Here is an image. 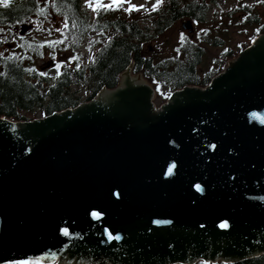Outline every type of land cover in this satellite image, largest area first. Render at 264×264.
<instances>
[{
  "label": "water",
  "instance_id": "1",
  "mask_svg": "<svg viewBox=\"0 0 264 264\" xmlns=\"http://www.w3.org/2000/svg\"><path fill=\"white\" fill-rule=\"evenodd\" d=\"M131 69L75 108L0 118V264L264 255V34L158 108Z\"/></svg>",
  "mask_w": 264,
  "mask_h": 264
},
{
  "label": "trees",
  "instance_id": "2",
  "mask_svg": "<svg viewBox=\"0 0 264 264\" xmlns=\"http://www.w3.org/2000/svg\"><path fill=\"white\" fill-rule=\"evenodd\" d=\"M112 2L98 11L84 0H10L8 8L0 6V118L32 121L75 108L83 96L90 101L101 89L117 87L131 64L132 75L141 74L155 98L164 101L183 87H206L229 60L264 34V14L239 2L227 15L246 39L236 47L227 45L226 27L218 34L205 29L196 41L180 30L176 43L169 44L156 39H168L180 21L205 26L215 0H161L154 11L138 10L140 16L134 10L123 13L124 3L109 10ZM23 27L27 31L22 34ZM89 30L97 36L84 43ZM152 40L156 44L149 48ZM214 48L219 53L209 60L207 51ZM82 52L89 55L87 63ZM162 90L167 91L163 97ZM239 264H264V255Z\"/></svg>",
  "mask_w": 264,
  "mask_h": 264
},
{
  "label": "rangeland",
  "instance_id": "3",
  "mask_svg": "<svg viewBox=\"0 0 264 264\" xmlns=\"http://www.w3.org/2000/svg\"><path fill=\"white\" fill-rule=\"evenodd\" d=\"M109 1L110 0H99V3L100 5H105ZM239 2H243L247 5H254L255 11L257 12V14L261 16L264 14V5H262L264 4V0H215V3L210 6L209 12L207 14L205 26L204 25L193 26L192 32L190 33L187 30H184L181 25L183 22L185 23V21H180L176 27H174L171 31L168 32V39L164 38L163 36V37H159L156 40L161 41V42L163 40L164 41L167 40L169 44H174L176 43L177 36L179 34V31L181 30L192 41H196L197 40L196 35L198 36L201 35L205 31V29H209L212 34H218L217 32L220 29H223L224 27H226L227 30H226L224 38L227 42V45H230L231 47H236L239 43H241L242 41H245L246 39H244L242 34L239 32L240 31L239 27L231 26L233 23V20L228 19L227 15L229 11H231L238 5ZM123 3H124V6L122 7L123 13H125L124 11H126L129 8V4L135 5L136 8H138L139 10L145 8L147 11H151L153 9V0H124ZM84 4L88 5V7L91 8L93 5L97 4V0H84ZM89 5H92V6L90 7ZM134 12L136 13L135 15L140 16L138 14V10H134ZM92 13L93 12H91V15ZM26 31H27V28L23 27L21 33L23 34ZM96 36H97V33H95L92 30H89L87 34V38L84 39L83 42L85 43L86 40L92 39ZM45 40L46 38L44 37L40 39V41L42 42H44ZM152 42L153 43L149 44V48H152L156 44L155 40H152ZM219 50L220 48H214V49H210L209 51H207L208 59L210 60L212 56H217L219 53ZM239 52H241V50ZM88 60H89V55L86 52H82V61L87 63ZM165 93H167L166 90L161 91L162 97ZM84 99H85V96L82 97V101H85ZM153 103L155 107L158 108L164 103H166V100L161 101L159 98H154ZM39 118L41 117L37 115L35 119H39Z\"/></svg>",
  "mask_w": 264,
  "mask_h": 264
},
{
  "label": "snow or ice",
  "instance_id": "4",
  "mask_svg": "<svg viewBox=\"0 0 264 264\" xmlns=\"http://www.w3.org/2000/svg\"><path fill=\"white\" fill-rule=\"evenodd\" d=\"M124 0H113V2L109 5H107L106 7L109 10H115L116 7H119L123 4ZM161 0H157V3L153 5V11L156 10V8L159 7ZM10 4V0H0V6L4 7V8H8ZM90 7L92 5H89ZM100 3L99 0H97V4L93 7V11H98L100 8ZM129 12L133 11V10H139L138 8H136L135 5H131L129 4V8L127 9ZM43 14V13H41ZM185 38L183 37V34L181 35V40L183 41ZM57 68H59V65H57ZM34 71V69L32 70ZM41 75H45V73H41ZM214 147V146H213ZM175 167V165H172L169 169H168V173L171 174L172 168ZM197 189L199 190V186H197ZM93 217H97V213L93 212L92 213ZM223 227V225H221Z\"/></svg>",
  "mask_w": 264,
  "mask_h": 264
}]
</instances>
